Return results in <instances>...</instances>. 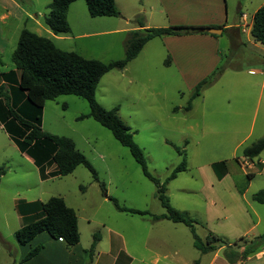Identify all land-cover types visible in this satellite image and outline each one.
Here are the masks:
<instances>
[{"label": "rangeland", "instance_id": "1", "mask_svg": "<svg viewBox=\"0 0 264 264\" xmlns=\"http://www.w3.org/2000/svg\"><path fill=\"white\" fill-rule=\"evenodd\" d=\"M77 1L85 4L84 0ZM115 1L121 13L132 15L128 25L137 27L132 21L138 17L145 27L165 28L202 26L199 23L210 13H218L230 25L238 21L241 12L250 22L262 0H164L166 8L159 0ZM51 2L0 0V75L15 70L11 56L22 30L46 36L43 17ZM203 2L207 7L200 6ZM84 16L89 24L94 22L87 12ZM33 20H38L41 27L33 26ZM81 31L87 34L55 47L104 63L124 57V42L129 36L92 34L89 26L73 28L74 34ZM247 36L246 32L240 35L242 45L230 44L222 33L218 36L220 54L215 64L199 48L192 63L197 62L192 65L187 61L180 72L174 66L167 67V48L161 39H154L126 71H110L95 88V101L101 107L118 108L117 117L129 128L153 178L163 183L184 160V170L166 184L169 205L194 222L201 241L211 234L240 252L264 234V205L251 199L264 189V152L252 163L242 155L246 147L264 135V90H260L264 76L259 74L264 73V65L253 64ZM217 68L220 74L215 82L201 90L191 108L185 110L195 85ZM249 69L256 73H247ZM248 81L251 84L247 86ZM8 90L5 85L3 92ZM10 106L21 114L16 106ZM88 114L85 100L59 96L44 103L41 129L74 143L104 184L107 197L122 207L149 215L118 212L83 166L65 177L41 180L32 159L18 150L0 124V264H20L21 253L34 248V243L24 247L14 238V233L31 221L18 215L16 205L22 201L45 202L51 197L61 198L75 212L86 259L94 250L107 254L112 249L115 253L120 244L133 259L129 264H230L224 256L231 251L226 246L215 253L201 254L193 246L189 227L168 220L152 221L150 216L166 213L156 197L155 184L143 175L129 150L109 130L91 118L79 119ZM220 162H224L226 173L218 180L211 166ZM42 236L47 237L42 234L36 239ZM95 236L99 240L90 256ZM258 253L264 254V246L248 257ZM122 259L121 255L119 264Z\"/></svg>", "mask_w": 264, "mask_h": 264}, {"label": "trees", "instance_id": "2", "mask_svg": "<svg viewBox=\"0 0 264 264\" xmlns=\"http://www.w3.org/2000/svg\"><path fill=\"white\" fill-rule=\"evenodd\" d=\"M75 1L77 0H52L47 6L48 13L44 15L43 23L54 35L69 32L66 15L69 5ZM84 1L91 18L118 17L119 15L114 0ZM132 22L142 30H135L129 34L122 59L107 63L86 59L74 52L59 50L50 39L22 30L16 49L11 56L16 73L11 70L0 75V124L4 125L6 133L18 150L32 159L41 180L65 177L78 166H83L91 173L93 180L99 184L104 197L113 203L118 212L141 216L149 215L146 211L122 207L114 199L107 197L104 184L99 182L96 172L86 158L76 150L74 143L69 138L42 131L41 110L46 101H53L63 95H72L85 100L89 107V114L80 116L79 119L91 118L109 130L112 137L129 150L143 175L155 184L156 197L166 213L150 216L152 221L168 220L189 227L193 246L201 254L217 251L223 246L231 250L232 248L226 245L223 240L211 234L208 235L205 242L201 241L195 232L194 222L169 205L165 196L166 184L174 178L175 173L184 170V160L163 183H160L148 173L145 158L134 143L129 128L117 117L118 108L106 110L95 101V88L101 77L113 70H123L129 62L137 57L147 42L168 36L208 35L206 29L216 27L177 25L165 28H145L142 20L138 17H135ZM250 36L253 41L264 47V4L253 14ZM219 74L220 69L217 68L209 77L195 85L185 110L191 108L192 100L200 95L201 90L211 86ZM5 85L9 90L3 92ZM2 99L4 100L3 105ZM10 104L16 106L21 114L11 109ZM263 151L264 135L246 147L242 155L244 158L252 160ZM52 167L53 169L50 170ZM211 168L218 180L224 177L226 173L224 162L212 164ZM2 173L3 170L0 169V176ZM251 199L264 205V189L253 194ZM16 211L22 219H31L29 223L24 224L14 233V238L19 245H27L41 233L47 234L54 240H61L67 247H73L79 243L77 217L61 198L51 197L45 202L22 201L16 205ZM98 240L99 238L95 236V240L90 246V256ZM263 245L264 234L252 239L243 251L231 250L230 254L225 252L224 256L230 264H235L246 259ZM41 248L42 245H37L30 249L22 258V262L35 257Z\"/></svg>", "mask_w": 264, "mask_h": 264}, {"label": "crops", "instance_id": "3", "mask_svg": "<svg viewBox=\"0 0 264 264\" xmlns=\"http://www.w3.org/2000/svg\"><path fill=\"white\" fill-rule=\"evenodd\" d=\"M163 1L164 0H159L163 8H166V2H163ZM114 2H115L116 9L119 13L118 17L92 18L94 19V22H91L90 24L87 22L84 16L86 15V12H87L86 5L78 1L71 3L68 7L67 15H66V20L69 26V32L67 34L54 35L44 25V27L47 29L45 30V33H46L45 38L50 39L53 42V44H55L57 47V44L58 46L59 44L64 46V42L69 41V39L78 38L81 36H85L87 34L82 31L80 33L78 32L74 34L73 28L74 29L76 28L77 30H82L83 27L89 26V27H92L93 29L92 34H103V35L104 34L106 35L124 34L127 36H129V34L135 30H142V28L135 27V26L132 27L130 24L128 25V23H130L132 15H126L125 13H121L119 11V8L115 0ZM263 4H264V0H262L261 3H259L258 7L254 10L253 14ZM177 6H185V5H177ZM200 6L207 7L205 2L201 3ZM253 14L249 18L250 22H247L248 17L245 14L239 12L238 21H236L235 24L229 25V24L224 23L223 17L221 18L218 15V13H215L214 16L213 14L210 13L205 18V21H202L199 24L201 25L203 24L202 26H206V27H216V28L219 27V29H221V34L222 33L226 34V37L228 41H230V44L237 43L239 45H242L240 35L246 32V34L248 35L247 36L248 39H250V40L246 39V44L249 47H251L250 49L254 55L253 64L262 66L264 65V50L259 48V46L257 45H260V44L253 41L252 37L250 36V28H251ZM32 23H33V26L37 28L41 27L38 20H33ZM86 24H89V25H86ZM145 28H148V27H145ZM220 35L212 36V34H208V35L198 34V35H190V36H182V37L168 36V37L155 38V39H161L163 41L162 46L167 48L166 49V51L168 52L167 53V58H168L167 67L174 66L175 69L180 72L183 69V66L186 65L187 61L189 62L188 64H192V65H194L193 63L197 62L195 61L192 63L195 55L200 51V49H204V53H202V55L206 54L205 56L207 58L209 57L210 60L212 61V65L215 64L220 54L219 53V38H218V36ZM151 42L152 40L147 42L144 45V47H146V45H148ZM125 43L126 41L124 42V44ZM184 46H186V48H184ZM144 47L141 49V51L139 52V54L134 60H136L140 56ZM189 47L191 48L188 49ZM58 48L61 49V47H58ZM126 68L127 66L119 72L123 73L124 71H126ZM247 73L252 75L256 73V71H254L253 69H249ZM259 74L264 76V73H259ZM249 83L251 84V81L247 82V86L249 85ZM260 90L261 91L264 90V80L260 81ZM252 160H249V161H251L252 163ZM257 163H262V162H259V160H257ZM42 234H45V233H41L37 235L33 240H31L27 245H25V246H29L31 243H34L33 247H36L37 245H42V248L39 251V253L32 259L25 261V262H21L20 264H119V262H121L120 261L121 255L123 256V259H122V263L120 264H123V263L129 264L131 260H133L131 257L127 256L128 254L126 253L125 250H123L122 246L120 247V244H119V250H117V252L115 253H113L112 249H109L107 254H102L101 252L94 250L92 257L86 259L85 258V255H87L86 249L81 248L80 241L77 245L73 247H67L65 246L63 242L59 240H54L50 238L47 234H46L47 237L42 236L40 240H37L36 238ZM110 242L112 243V246H113V239H111ZM30 249H32V247H30ZM30 249H28V251ZM28 251L21 253L20 261L28 253ZM215 252L216 251H214V253ZM104 255H106L105 257H107L106 258L107 261L103 259ZM78 256H81V258H78ZM155 261L157 260L154 259V262ZM255 261H260V263L258 264H264V254L260 255V253H258L256 255H252L251 257H247L244 260L238 261V263L236 264H246V263L247 264L249 263L257 264L255 263Z\"/></svg>", "mask_w": 264, "mask_h": 264}, {"label": "water", "instance_id": "4", "mask_svg": "<svg viewBox=\"0 0 264 264\" xmlns=\"http://www.w3.org/2000/svg\"><path fill=\"white\" fill-rule=\"evenodd\" d=\"M206 32L208 34H212V35H220L221 29H219V28H208V29H206Z\"/></svg>", "mask_w": 264, "mask_h": 264}, {"label": "built area", "instance_id": "5", "mask_svg": "<svg viewBox=\"0 0 264 264\" xmlns=\"http://www.w3.org/2000/svg\"><path fill=\"white\" fill-rule=\"evenodd\" d=\"M243 17H245V16H243ZM59 241H61V240H59Z\"/></svg>", "mask_w": 264, "mask_h": 264}]
</instances>
